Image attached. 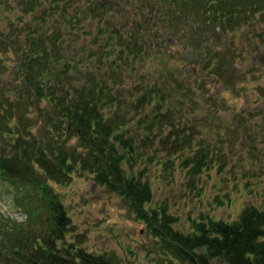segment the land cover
<instances>
[{
	"label": "trees",
	"instance_id": "16d2710c",
	"mask_svg": "<svg viewBox=\"0 0 264 264\" xmlns=\"http://www.w3.org/2000/svg\"><path fill=\"white\" fill-rule=\"evenodd\" d=\"M46 1L51 6L37 17L56 25L55 34L41 26L21 47L5 36L0 39L1 47L22 57L20 81L12 80L21 86L11 82L7 88L0 80V182L12 188L13 202L27 216L12 226L2 221L0 264L121 263L115 252H91L68 238L75 226L55 187L84 174L127 201L157 237L162 253L169 256L167 264H264V206L246 205L230 221L193 219L188 232L177 228L165 204L148 206L152 187L142 170L135 171L136 159L151 146L156 151L185 149L190 139L175 128L165 132L164 121L172 119V107L165 105L173 97L171 86H147L143 79L135 92L120 82L123 70L144 78L140 68L165 39L177 34L201 47L208 71L221 77L228 61L212 53L214 35L206 33H227L264 19V0H119L120 9L105 0ZM35 6L27 5L26 14ZM69 11L89 14L98 22L90 38L101 41L102 53L94 50L93 42L80 60L65 54L62 36L78 35L75 27L65 33L62 27L75 26V20L83 27L93 24L76 12L69 18ZM125 12L128 17L120 18ZM34 115L42 119L38 131L33 129ZM73 137L76 142L71 144ZM203 161L198 151L185 163H192L198 173Z\"/></svg>",
	"mask_w": 264,
	"mask_h": 264
},
{
	"label": "rangeland",
	"instance_id": "374dc122",
	"mask_svg": "<svg viewBox=\"0 0 264 264\" xmlns=\"http://www.w3.org/2000/svg\"><path fill=\"white\" fill-rule=\"evenodd\" d=\"M105 1L119 7V0ZM35 4L39 6L26 14L27 5L33 8ZM51 4L46 0H0V39L5 36L21 47L30 34L42 31L38 30L41 26L50 35L55 34L56 25L43 23L37 17ZM75 12L93 23L92 27H83L75 20V26L62 27L63 33L76 28L78 36L62 38L66 40L65 54L73 53L80 60L81 52L91 48L93 42L96 44L90 35L95 37L98 22L90 20L89 14ZM69 13V18H73L74 13ZM126 17L127 12L120 18ZM212 33H206L214 35L210 44L212 53L228 61L221 77L217 71H208L203 58L206 52L201 47L177 34L165 39L160 51L150 57L147 66L140 68L144 78L124 70L120 78L125 90L132 88L135 92L134 86L143 79L147 86L159 83L161 87L165 82L172 87L173 97L165 101V105L172 107V119L164 121L165 132L175 128V133L189 137L190 142L185 149L173 152L167 147L171 136L164 151L151 146L136 159L134 169L142 170L152 187L148 206L165 204L176 217L177 228L184 232L190 231L193 219L212 217L230 221L246 205L264 206V19L243 23L235 31ZM0 48V80L8 88L11 82L15 84L12 80L20 81L22 57ZM94 50L102 53L101 41H97ZM111 73H116L114 67ZM18 82L16 86L20 85ZM33 121L34 131L42 128L40 117L34 115ZM75 142L73 137L71 144ZM157 145L161 148L159 142ZM198 151L207 162L203 161L202 170L195 173L192 163L185 160ZM55 188L75 226L68 238L76 246L95 253L115 252L120 264H167L169 256L162 253L157 237L130 211L127 201L109 192L90 174L74 175L67 185ZM26 217L13 202L12 188L5 181L0 182V226L4 218L12 226L11 222L23 223Z\"/></svg>",
	"mask_w": 264,
	"mask_h": 264
}]
</instances>
